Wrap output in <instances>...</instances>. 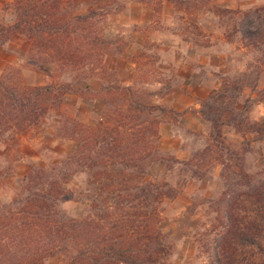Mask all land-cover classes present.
I'll return each mask as SVG.
<instances>
[{
  "label": "trees",
  "instance_id": "trees-1",
  "mask_svg": "<svg viewBox=\"0 0 264 264\" xmlns=\"http://www.w3.org/2000/svg\"><path fill=\"white\" fill-rule=\"evenodd\" d=\"M136 1L149 5L147 0ZM110 3L75 14L67 0H14L15 20L0 23V44L23 34L30 41L31 58L71 71L89 66V77L102 67L109 44L97 29V20L122 7L118 4L112 10ZM249 12L244 35L262 38L264 17L257 9L251 11L254 15ZM20 72V67L8 66L0 75V140L37 123L59 107L65 94L75 92L69 83L25 85ZM226 86L212 90L198 110L210 124L212 139L224 146V125L263 139L264 123L248 122V105L233 110L224 102ZM232 86L239 93V86ZM100 89L105 104L97 123L72 122L79 133L74 137L76 149L46 167L33 165L22 179L19 196L0 207V264H45L53 256L63 258L64 264H161L169 254L158 227L159 204L177 191L146 175L157 161L165 162L166 171L174 164L191 163L164 157L158 149L153 113L165 109L152 102L151 92L112 83H101ZM233 92L231 98L236 97ZM64 136L69 135H55ZM249 151L244 147L240 155L231 152L228 161L224 153L215 152L224 170L223 190L209 201L217 210L211 264H264V166L250 172L243 162ZM207 155H212V145L201 151L200 156ZM79 173L86 175L83 185L68 187ZM67 200L85 202L86 214L69 215L62 207Z\"/></svg>",
  "mask_w": 264,
  "mask_h": 264
},
{
  "label": "rangeland",
  "instance_id": "rangeland-1",
  "mask_svg": "<svg viewBox=\"0 0 264 264\" xmlns=\"http://www.w3.org/2000/svg\"><path fill=\"white\" fill-rule=\"evenodd\" d=\"M13 1L2 5L3 13L11 18L10 22L0 20L1 24H11L15 20L11 6ZM67 1L75 14H85L89 8L103 6L107 2V0ZM109 1L111 2L109 8L112 10L118 4L122 7L118 12H111L101 20L100 18L97 20V29L101 28L102 35L109 44L105 47L102 67L96 69L89 77V66L80 70L81 72L71 71L69 67L31 58L30 41L23 34L16 33L6 41H18L17 39L21 38L28 45V51L21 63L5 67V69L8 66L20 67L19 78L23 84L36 86L51 82L54 85L69 83L75 92L67 94L75 95L77 100L68 98L63 108V101L67 96L65 94L59 107L56 110H49L37 123L13 136L7 133L2 137L0 207L10 204L14 196H19L22 179L33 165L46 167L76 149L77 142L74 137L79 133L74 130L72 122L95 125L100 119L105 104L100 93L101 83L132 86L139 92H151L152 102L165 109V112L159 110L153 113V117L158 122L156 145L163 156L175 157L191 163L190 165L174 164L173 168L166 171L165 162L163 164L157 161L151 165L146 175L148 180L156 183L165 181L173 191H177L176 196L164 198L159 204L158 227L165 235V243L169 245V254L161 264H211V241L216 235V229L212 228V225L216 223L217 210L214 211L213 206L212 208L209 206V201L217 199L223 190V179L220 175L224 170L216 159L215 152L224 153L223 157L228 161L227 157L231 152L240 155L244 147H248L250 151L244 153L243 162L250 172H255L264 166V138L256 139L254 134L247 132L237 133L234 128L224 125L221 129L224 146L220 147L221 143L212 139L213 131L206 120L209 125L206 134L186 128L182 121L184 113L189 109L178 111L161 104L158 100L167 94L184 92L185 90L180 88L183 79H190L189 82L194 84V78H205L206 75L208 83L211 86L213 84V87L210 90L206 88L208 94L203 98L193 97L199 107L195 111L193 108L192 111L197 112L199 117H201L198 112L200 103L212 90L220 89L224 83L227 84L228 91L224 102L228 107L232 106L233 110L241 109L243 104H246L248 122L264 123V114L259 119L251 116L252 108L264 99V40H258L264 39V34L262 38L259 35L250 37L244 35L245 14L250 11L249 14L254 15L251 11L257 9L264 17V0H147L149 5L136 0ZM128 2L146 5L152 22L139 27L120 25L110 30L109 17L120 13ZM105 9L102 8V11ZM128 28L133 30L127 31ZM137 29H145L149 32L157 30L165 36L156 40L152 38L155 37L154 35L143 43L142 40L138 42L134 39L130 40V33ZM255 38V41L251 40ZM130 42L135 44L133 49L135 54L128 53L124 56ZM186 47L192 49L188 54ZM194 48L209 51L205 65L198 63L200 57L194 54ZM183 64L192 66V71H186V68L182 67ZM199 67L204 70L202 74L195 69ZM126 79H132V84L125 83ZM232 83L239 86V93L233 89ZM196 87L187 89L189 95H194V92L199 93L200 88L197 85ZM232 91L236 93L234 98L230 95ZM81 99L87 104L78 106V100ZM69 103L71 106L74 104L77 106L75 110L77 113H86L93 107L92 104L98 103L94 106L98 108V112L94 117L91 115L89 120L84 116L85 120H83V116L79 118L75 115ZM160 124L166 125L165 132L161 131V127L159 128ZM170 127L176 132L177 142L174 145L179 148H189L187 158H178L163 147L168 146L165 142L161 144L162 136H168L169 132L175 135L170 131ZM59 133L64 135L67 133L69 136L55 137ZM208 145H212V155L200 156L201 151ZM235 161L233 157L231 160L233 166ZM24 169L25 172L20 175ZM195 171L198 176L194 174ZM10 173H13L12 177L9 176ZM85 177L84 173L73 176L69 180L68 187H81ZM62 207L69 215L76 218L83 217L87 209L85 202L74 200L63 202ZM64 263L63 258L59 256L45 260V264Z\"/></svg>",
  "mask_w": 264,
  "mask_h": 264
},
{
  "label": "crops",
  "instance_id": "crops-1",
  "mask_svg": "<svg viewBox=\"0 0 264 264\" xmlns=\"http://www.w3.org/2000/svg\"><path fill=\"white\" fill-rule=\"evenodd\" d=\"M10 1L12 0H0V20L3 19L4 20L3 22H10L11 17L10 16L7 17V15L3 13V11L1 10L2 5L5 2H10ZM169 10H170V7H169ZM108 20H109L108 27L110 28V30H113L114 27L118 28L120 25L122 26L137 25L139 27V26H146L152 22V20L150 19V12H149L148 7L146 5L136 3V2H128L120 13L113 15L112 17H109ZM126 30L131 31L133 29L130 30L128 28ZM154 35L155 37H152ZM129 36H130V40L134 39L136 42L142 40V43H143L146 39L147 40L151 39V37L156 38V40H160L161 38H164L165 35L160 33V31L158 32L157 30L153 32H149L145 29H137L135 31H132V33H130ZM17 40L18 41L9 40L3 45H0V74L4 71L7 65H18L19 63H21L23 61L26 51H28V45L26 44V42L21 38H18ZM134 47H135V44L130 42L129 45L126 47V52L124 53V56H126V54L128 53L131 55L135 54L133 50ZM186 50H187V54L190 51H192V49L189 47H186ZM193 52L194 54L199 55L200 57L199 62H198L199 64L205 65L207 63L209 51L194 48ZM182 67L186 68L185 69L186 71H189V70L192 71L191 70L192 66L183 64ZM195 69L197 71L199 70V73L201 74L204 71L201 67L195 68ZM132 70L133 69H131V71ZM132 81H133L132 79L130 80L126 79L125 83L132 84ZM189 81L191 80L183 79V82L180 88L183 89V91L185 90L184 92H174L170 95L167 94L163 98L159 99L158 102H160L161 104L167 105L169 107H172L178 111H183L184 109L188 108L189 111H186L183 115L182 124L186 128H189L194 131H199L202 134H206L209 130V125L207 124L205 120H203L201 117L198 116L197 112H194L196 109H198L199 104L198 102L194 101L193 97L198 96L199 98H203L204 96L208 94V89L210 90V88L213 87V84L211 86V84L208 83L206 75H205V78H201V77L198 79L194 78V84H191ZM196 85L200 88L199 93L194 92V95H189L188 93L189 91L187 89L191 90L190 87L197 88ZM68 98H71L73 101L77 100L75 95L67 94V96H65V99L63 101V108ZM195 100H197V98H195ZM70 103L69 105L71 106ZM78 103H79L78 106H81L82 104H87V103H84L82 99L80 101L78 100ZM92 105H93V107H91L92 109L89 108V110L86 113L75 112V110L77 109V106L75 104L71 106V109H73L77 117L80 118L81 116H83V120H85L84 119V116H85L87 120H89L91 115L94 117L96 113L98 112V108L94 107V106H97L98 103H95ZM193 108H194V111H192ZM263 114H264V99L258 104H256L251 110V116L255 119H259V117L262 116ZM163 126L164 128H162ZM160 127H161V131L165 132L166 125L160 124L159 128ZM169 129L172 133L174 132L175 135H172L170 134V132L169 133L167 132L168 136L166 137L162 136L160 138L161 144H164L165 142L168 146L167 147L163 146V147L166 150L173 152L178 158H187L189 155V148H181V147L179 148L175 146L174 144L177 142V139L175 137L176 132L174 129H172V127H170ZM25 170L26 169L21 171L20 175H23ZM12 175L13 173L9 174L10 177H12Z\"/></svg>",
  "mask_w": 264,
  "mask_h": 264
}]
</instances>
